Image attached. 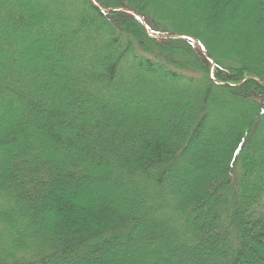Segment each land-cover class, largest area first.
<instances>
[{"label":"trees","instance_id":"16d2710c","mask_svg":"<svg viewBox=\"0 0 264 264\" xmlns=\"http://www.w3.org/2000/svg\"><path fill=\"white\" fill-rule=\"evenodd\" d=\"M0 264H264V0H0Z\"/></svg>","mask_w":264,"mask_h":264},{"label":"water","instance_id":"95a60500","mask_svg":"<svg viewBox=\"0 0 264 264\" xmlns=\"http://www.w3.org/2000/svg\"><path fill=\"white\" fill-rule=\"evenodd\" d=\"M108 10H112V9H108ZM120 10L128 11L127 9H120ZM133 14H135V13L133 12ZM158 37H165V36L158 35ZM193 40H194V42L198 45V47L200 48V50H201L202 52H204L203 49H202V47H201V45H200V43H199L196 39H193Z\"/></svg>","mask_w":264,"mask_h":264},{"label":"rangeland","instance_id":"374dc122","mask_svg":"<svg viewBox=\"0 0 264 264\" xmlns=\"http://www.w3.org/2000/svg\"><path fill=\"white\" fill-rule=\"evenodd\" d=\"M190 184H192V181H190Z\"/></svg>","mask_w":264,"mask_h":264}]
</instances>
